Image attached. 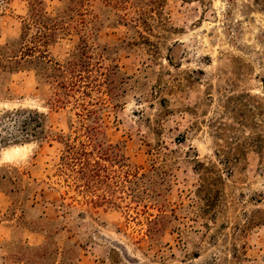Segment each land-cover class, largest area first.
I'll return each instance as SVG.
<instances>
[{
	"label": "rangeland",
	"instance_id": "rangeland-1",
	"mask_svg": "<svg viewBox=\"0 0 264 264\" xmlns=\"http://www.w3.org/2000/svg\"><path fill=\"white\" fill-rule=\"evenodd\" d=\"M119 1H91L86 50L69 29L39 61L13 56L28 1L0 0V264H264V0H130L127 26ZM70 59L113 152L95 191L61 158L93 124L48 104Z\"/></svg>",
	"mask_w": 264,
	"mask_h": 264
},
{
	"label": "trees",
	"instance_id": "trees-1",
	"mask_svg": "<svg viewBox=\"0 0 264 264\" xmlns=\"http://www.w3.org/2000/svg\"><path fill=\"white\" fill-rule=\"evenodd\" d=\"M27 1L29 6L28 16L26 18V21L22 24L20 46L16 51V54H14L13 56L20 57L22 55L23 57H30L29 59L36 58L39 61H43L44 53H46L47 50H43L41 48L53 44L56 41V34L58 32H64L69 29H74L75 31L78 30V50L80 49L83 51L87 49V39H85L83 34L80 35V31H82L83 27L85 26V15L90 13L91 9L89 8V6H91L92 0H76L73 5H71V3H73L74 0H69L68 6H66L62 10V12H56L55 15H52L51 13L47 12L45 0ZM142 2L144 1H140V3ZM149 2L151 3L152 7V5H154L156 1L150 0ZM134 3L135 1L130 2V0H121L119 1V4H117L123 11L122 14H118L119 21H121L122 24L126 26L128 25L127 19L129 18L128 15L130 13V8L135 6ZM151 7L149 6V8ZM65 11L70 12L69 14H67V16H69L68 21H63L64 15H62V13ZM73 12H75V16L78 17L77 20L74 19L75 17L72 15ZM129 20L132 22V24H130L132 28H135V41H137V44L139 43L138 41L140 40V38L143 37L142 32L138 30V28H143L145 26L147 27L148 24L146 21L141 19V17H133ZM74 22L75 24L72 25V23ZM32 25H38L39 28L37 27L38 30L33 36L28 37V32L31 29ZM35 54H37V56H35ZM74 64L75 62L71 59L67 61L68 68H66V66L62 67L57 64L58 67L56 68V70L58 71V76L54 77L56 78L57 82V91L54 93L53 96L48 98V104L54 108H64L72 102L75 107H78L79 109V111L76 112V115L79 116L83 122L91 121V123L93 124L92 126L81 125L85 129V131L83 132L84 140L78 141V144L72 141H63L66 149L62 153L61 158L64 164V168L67 170H72L73 168L71 167L73 166V164L75 165L74 160H77L78 179L83 180V186H86L88 189L91 188V190L95 191L97 189L96 183H98L97 178L101 175V172L107 170V166L99 162L96 158L107 157L110 153L113 152L108 151L109 149H103V142L101 140H98V135L96 132L97 130L101 129V117L98 116L97 109L89 108L92 103L86 98L90 97V92L85 89V86H87V84H83V81L80 80L81 76H79L81 71L80 67H82V63L80 65L78 61V65ZM113 67H116V65H113ZM65 74H69L70 76H66ZM100 74L104 75V81L106 82V73L104 74L100 72ZM94 84L100 85L99 82ZM106 84L108 85L107 82ZM14 115L21 117L19 120L21 125L28 126L30 124H35L34 127H39L42 131H44L45 129V122L43 120L45 119V116L36 110H20L16 111L11 115L7 114L4 116H6V118H10ZM2 118L4 117L2 116ZM39 120H43V124H41ZM95 124L97 125L95 126ZM32 131V133L34 134H31L30 137H35L34 128ZM23 139L24 141H26V139L28 138L26 137ZM1 143L4 145L7 144L5 140L0 139V144ZM113 156H116V154H113ZM101 201L110 202L108 198L104 196L101 197ZM93 202L96 201L93 200Z\"/></svg>",
	"mask_w": 264,
	"mask_h": 264
}]
</instances>
